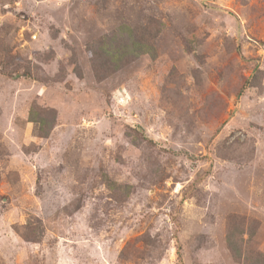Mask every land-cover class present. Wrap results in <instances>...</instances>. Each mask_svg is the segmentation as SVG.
Returning <instances> with one entry per match:
<instances>
[{
	"label": "rangeland",
	"instance_id": "374dc122",
	"mask_svg": "<svg viewBox=\"0 0 264 264\" xmlns=\"http://www.w3.org/2000/svg\"><path fill=\"white\" fill-rule=\"evenodd\" d=\"M0 264H264V0H0Z\"/></svg>",
	"mask_w": 264,
	"mask_h": 264
},
{
	"label": "trees",
	"instance_id": "16d2710c",
	"mask_svg": "<svg viewBox=\"0 0 264 264\" xmlns=\"http://www.w3.org/2000/svg\"><path fill=\"white\" fill-rule=\"evenodd\" d=\"M143 49H144L143 46L133 45V46L131 47L130 53H134V54H136V55H137L138 53H140L141 51H142L143 53H146V50H143ZM130 53H129V54H130ZM43 136H46V132H45V133L43 132ZM28 226H30V224L24 226L25 229H28V228H29ZM23 239H24L25 241H27V242H33V243H36L38 238L28 239L27 237L24 236Z\"/></svg>",
	"mask_w": 264,
	"mask_h": 264
}]
</instances>
